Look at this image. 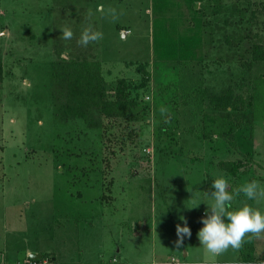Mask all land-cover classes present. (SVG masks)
<instances>
[{"label": "rangeland", "instance_id": "1", "mask_svg": "<svg viewBox=\"0 0 264 264\" xmlns=\"http://www.w3.org/2000/svg\"><path fill=\"white\" fill-rule=\"evenodd\" d=\"M263 3L0 0V252L24 240L45 248L54 232L87 264L150 263L153 252L156 264H242L245 254L264 264V233L219 255L197 238L216 178L228 181L234 209L264 213V198L236 191L264 187V62H251L253 46L264 48ZM65 25L71 40L60 37ZM89 25L103 38L83 47ZM69 58L100 63L104 99L125 79L136 105L121 118L93 107L84 120L55 119L53 69ZM227 90L236 108L209 105ZM208 116L230 129L204 136ZM185 220L192 235L176 248Z\"/></svg>", "mask_w": 264, "mask_h": 264}, {"label": "trees", "instance_id": "2", "mask_svg": "<svg viewBox=\"0 0 264 264\" xmlns=\"http://www.w3.org/2000/svg\"><path fill=\"white\" fill-rule=\"evenodd\" d=\"M264 10V3L262 4ZM155 49V48H154ZM155 54L158 53V51ZM160 56V54H159ZM251 62H264V48L253 46L251 51ZM138 67L137 72H140ZM53 93L52 104L54 117L58 119L61 114L75 119L84 120L87 118L91 108H98L107 118H121L127 114L128 107L135 106V102L130 99L129 83L125 79H119L114 91V99H104L102 88L101 65L98 61H78L73 58L63 59L56 63L53 69ZM143 80L149 76L148 71L143 69ZM2 80V69L0 65V82ZM199 93H204L200 90ZM209 105L215 110H227L236 108L237 102L233 101L230 90L209 99ZM212 122V127L204 129V136H210L214 131L217 135L223 134L230 129L228 120L218 117H207ZM240 126V123L238 124ZM248 254H245L247 256ZM242 257L243 263L252 264L255 262L250 256ZM47 258L54 261L48 255H41L39 259ZM39 259H36L37 261Z\"/></svg>", "mask_w": 264, "mask_h": 264}, {"label": "clouds", "instance_id": "3", "mask_svg": "<svg viewBox=\"0 0 264 264\" xmlns=\"http://www.w3.org/2000/svg\"><path fill=\"white\" fill-rule=\"evenodd\" d=\"M104 6L99 5L97 11H103ZM123 13H119L122 15ZM89 15H92L91 10ZM106 15L113 21L119 18L117 10L109 7ZM62 37L65 40H71L74 36L73 31L67 25L60 29ZM103 38L100 31L95 30L91 25L84 27L81 31L77 43L87 47L90 43L98 42ZM66 55V53H65ZM163 111V109H162ZM212 191L210 196L213 203L207 206L204 216L201 218L203 227L199 229L197 238L200 245L209 253L219 255L224 253L230 247L239 250L244 243L246 236L260 238L264 233V213L244 204L239 209L233 208V195L229 192V183L219 177L213 180L211 184ZM236 191L242 192L249 200H255L258 197L264 198V187L257 181L243 183ZM183 227L176 225V235L178 239L174 242L176 248L183 246L184 237H191V229L184 221Z\"/></svg>", "mask_w": 264, "mask_h": 264}, {"label": "crops", "instance_id": "4", "mask_svg": "<svg viewBox=\"0 0 264 264\" xmlns=\"http://www.w3.org/2000/svg\"><path fill=\"white\" fill-rule=\"evenodd\" d=\"M133 233L135 235H137V233L135 231ZM6 241H8V240L6 239ZM59 242L62 243V247H60L61 244ZM6 243H8V242H6ZM39 243L40 244L42 243L45 246V248L44 247L38 248L39 246L38 247L36 246V248H35V246L32 247L29 245L27 240H24L22 247H21V250L19 249L16 252L13 250L11 251V249L14 247L11 245L9 250H7L5 252H3V251L0 252V264H19V263L24 262L28 258V256L31 254H39L40 256L41 255H48V256L54 258V260L58 263H65V262L68 264H77V263H86L87 264V263H90V262H82V260L76 261L75 258H73L74 252H72V251L68 252V251L64 250L63 246L66 245L65 239L64 238L60 239V235L58 238V235H56V233H54V232L49 235V237L47 238L46 241L41 240ZM18 254H23V257L20 260L17 257ZM80 255H82V252H80ZM150 256L152 258L151 262L150 263H143V264H156V263H154V260H153V259H156L154 256V252ZM186 256H187V254H185V257ZM66 259L71 260V261L67 262L68 260H66ZM253 263L255 264L256 262H253ZM134 264H138V263H134ZM158 264H188V263H186V262L177 263L172 259L170 262H163V263L161 262ZM225 264H227V263H225ZM238 264H241V263H238ZM242 264H246V263H242Z\"/></svg>", "mask_w": 264, "mask_h": 264}, {"label": "built area", "instance_id": "5", "mask_svg": "<svg viewBox=\"0 0 264 264\" xmlns=\"http://www.w3.org/2000/svg\"><path fill=\"white\" fill-rule=\"evenodd\" d=\"M19 264H63V263H58V262H54V261H50L47 258H43V259H39L37 260H32L29 257L22 263ZM68 264V263H67ZM77 264H84V263H77ZM97 264H119L117 263V261L115 259L111 260L110 262H100ZM254 264V263H252Z\"/></svg>", "mask_w": 264, "mask_h": 264}, {"label": "water", "instance_id": "6", "mask_svg": "<svg viewBox=\"0 0 264 264\" xmlns=\"http://www.w3.org/2000/svg\"><path fill=\"white\" fill-rule=\"evenodd\" d=\"M30 259L32 260H36V259H39L40 258V255L39 254H31L28 256Z\"/></svg>", "mask_w": 264, "mask_h": 264}]
</instances>
